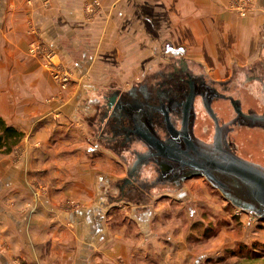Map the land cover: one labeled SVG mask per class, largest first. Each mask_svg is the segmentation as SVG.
I'll return each instance as SVG.
<instances>
[{"label": "crops", "instance_id": "0c3cea01", "mask_svg": "<svg viewBox=\"0 0 264 264\" xmlns=\"http://www.w3.org/2000/svg\"><path fill=\"white\" fill-rule=\"evenodd\" d=\"M96 2L98 5L94 14L88 17L86 6ZM116 2L37 0L33 6H27L24 0H8L6 9L0 13V116L26 134L12 153L0 155V183L6 178L11 179V184L8 180L2 182H8L4 188L12 189L11 195L19 206L24 201L33 202L27 211L21 209L23 214H18L16 221L13 218L10 253L64 254L65 257L69 254H94V263L102 259L107 264H135L134 241H125L118 247L114 243V239L118 241V238H111L109 243L115 246H109V251H106L107 247L105 251L100 250L99 241L108 242L107 239H99L104 236L99 233L103 229L108 237L111 228L109 221L102 228L99 213L111 206L103 208L107 203L102 204V200L95 198L94 182L79 178L85 170L91 171L89 176H95L101 170L99 155L102 148L95 151L94 143L88 142V131L83 126H77L75 117V121L67 119L66 122L70 133L65 135L64 128L59 129L56 141L50 140V121L43 124L30 122V119L52 109L45 100L55 92H66V100L70 97L74 99L78 94L76 101L73 100L75 103L82 97L87 100L97 96L103 81L116 77L127 80L139 71L138 75L144 74L142 69L132 65L131 56H117L123 54L124 47L118 45L117 37L112 35L115 27L112 18L118 15ZM176 29L180 34H187L180 37L185 48L184 57L201 65L215 80L230 78L235 69H247L264 59V0H259L254 10L243 17L229 11L227 0H176ZM33 43H41L56 51L60 62L75 77V83L70 88L61 90L54 82L45 59L30 52ZM106 84L103 85L108 87L106 92L116 86ZM67 105L63 113L68 117L72 109H69V103ZM69 137L77 143L85 140L86 144L81 146L92 145L87 148V154H76L73 158L68 156V143L72 144L68 141ZM101 152L107 156L110 171H115L117 162L114 154L111 151ZM74 172L77 179L73 178L69 183L70 174ZM113 175L118 174L109 172L108 176ZM38 181L48 189L46 196L37 194L41 185L36 188L34 185ZM54 190L60 192H56L55 197L52 194ZM68 191L84 203L83 208L71 214L60 209V201ZM152 198L151 202L148 200L131 208L134 222L153 227L159 213L166 210L165 200L155 202V197ZM90 199L94 204L93 212L88 208L92 205ZM113 207L110 211H115ZM72 226L76 227V231ZM89 235L92 239L88 238ZM157 238L158 235H154L150 237L151 242L139 240L141 249L136 248L137 251L141 250L147 258L146 250L149 251L150 244L159 245ZM26 242L31 245L29 249ZM162 258L168 259V254Z\"/></svg>", "mask_w": 264, "mask_h": 264}, {"label": "rangeland", "instance_id": "374dc122", "mask_svg": "<svg viewBox=\"0 0 264 264\" xmlns=\"http://www.w3.org/2000/svg\"><path fill=\"white\" fill-rule=\"evenodd\" d=\"M258 1L227 0V8L229 11H235L243 17L249 11L254 10ZM36 2L37 0H24L27 6H33ZM7 4L8 0H0V13L6 9ZM114 4L118 10V15L112 18L115 26L112 35L117 37V44L124 47L123 54H116L117 56H131L132 65L135 68L142 69L143 73L148 68L163 63L177 53L180 55L177 54L176 56H184L185 48L183 42L180 41V37L187 34H180L176 29V0H117ZM95 7V3L86 6L85 12L88 17L94 14ZM128 10L130 11L128 12ZM242 11H245L244 15H242ZM113 68L114 66H112ZM138 73L128 78L129 80L116 77L111 81H103V85L105 83H107V86L108 84H115L126 90V88L142 79V76ZM74 78L73 75L66 89L75 83ZM54 82L59 86L58 82ZM103 85L100 93L94 98L88 97L86 100L85 97H82L80 101L75 103L73 100L76 101L75 98L78 94L75 95L74 99L70 97L66 100L64 98L66 92H55L45 100L46 104L51 105L52 109L35 119H30V122L37 121L39 124L50 121L52 125L50 140L56 141L59 129L64 128L65 135L70 133L66 122L67 119L75 121L73 118L75 117L78 123L77 126L79 128L83 126L85 131H88V142L90 144L94 143L95 151L98 152V148H102L101 151H111L114 154L117 162L115 171H110L111 165L107 161V156L100 151L101 170L95 176H89L91 171L85 170V174L81 173L82 176L79 177L84 178L86 182H94L92 186L97 191L95 198L98 201L102 200V204L107 203L106 206L102 205L103 208L114 206L115 211H110V208L107 211L102 209L99 213L102 216V219L100 216L98 218L102 228L107 221H109V227L111 228L108 237L101 229L99 234L101 236L104 234L105 237L102 236L99 239H103V241L107 239L108 243L99 241L100 250L105 251V247H107L106 251H109V246H115L114 243L120 247L125 241H134L135 264H264V220L256 214L245 212L233 206L204 176L196 175L186 179L182 187L176 192L161 188L159 191H148L149 194L145 195L146 193H144L145 196L142 197H138L129 191L126 192L125 198L122 197L123 195L121 196L119 183L122 177L127 175L124 159L118 150L114 149V143L101 138V134L103 135L101 129L105 128V123L98 127L96 122L98 107L104 103V95L108 94L105 91L108 87ZM68 103L70 104L69 109L72 110L67 117L63 112L66 110ZM23 134V138L26 137L24 132ZM62 137L64 136L62 135ZM235 137L237 139L235 148L241 155L255 160L264 159V132L256 129H245ZM68 141L72 143H68L69 147H67V150H69L67 155L69 153L68 156L71 158L76 154L83 155L87 152V148L92 146L88 144L81 146V144H86L85 140L77 143L69 137ZM10 153H0V155L5 156ZM91 160L89 159V161ZM70 162L72 163V161ZM81 165L80 163L79 167ZM109 172L118 175L108 176ZM70 175L72 177L70 176L68 182L72 183L70 181L73 178L77 179V175L75 172ZM6 180L11 184V179L6 178ZM2 181L0 183V264H107L102 259H98L94 263V254H69L65 257L64 254H48L47 256L46 254L23 255L18 251L10 253L12 247L11 231L15 223L13 218L16 221L18 214H23L21 209L27 211L33 202L24 201L19 206L11 195L12 189L4 188L6 184L8 185V182ZM40 185L37 194L46 196L45 192L48 189L46 190L43 182L38 181L34 186L36 188ZM55 186L53 184L54 189ZM56 192L60 193L54 190L52 194L54 195ZM152 197H155V202L165 200L166 210L159 213L153 227H150V224L140 225L134 222L131 208L143 205L148 199L153 200ZM150 200L149 202L152 201ZM89 201L92 205L88 208L90 212H93L94 204L91 199ZM95 202L97 201L95 200ZM60 204L62 211L71 214L83 208L84 203L70 191L66 196L64 195V199L60 201ZM72 229L76 231V227L72 226ZM154 235H158L156 241L159 242V245L154 246L155 244L151 243L149 251L146 250L148 257L144 258V253L136 249H141L139 240L151 242L150 237ZM116 237L118 241L114 239L115 242L110 244L109 240ZM88 238L92 239V235H89ZM25 245L27 249L31 247L29 242H26ZM89 249L93 250L95 248L90 247ZM6 251L9 254H5ZM166 253L168 259L163 260L162 256ZM174 255L175 258H172Z\"/></svg>", "mask_w": 264, "mask_h": 264}, {"label": "flooded vegetation", "instance_id": "af4514ba", "mask_svg": "<svg viewBox=\"0 0 264 264\" xmlns=\"http://www.w3.org/2000/svg\"><path fill=\"white\" fill-rule=\"evenodd\" d=\"M177 54L148 68L131 88L112 87L98 107L101 138L115 144L126 165L119 183L124 198L127 191L138 197L161 188L176 192L199 170L191 156H203L216 141L264 165L235 148L243 130L264 132V59L215 80Z\"/></svg>", "mask_w": 264, "mask_h": 264}, {"label": "water", "instance_id": "95a60500", "mask_svg": "<svg viewBox=\"0 0 264 264\" xmlns=\"http://www.w3.org/2000/svg\"><path fill=\"white\" fill-rule=\"evenodd\" d=\"M192 160L202 174L231 204L264 220V165L236 155L226 142L206 145L204 155Z\"/></svg>", "mask_w": 264, "mask_h": 264}, {"label": "built area", "instance_id": "2783aa9c", "mask_svg": "<svg viewBox=\"0 0 264 264\" xmlns=\"http://www.w3.org/2000/svg\"><path fill=\"white\" fill-rule=\"evenodd\" d=\"M96 5H98L97 2L95 3ZM244 12L242 11V15L245 14ZM30 52L34 55H40L45 59V65L48 66L53 79L59 83L62 89H65L72 80V72L60 62L56 51L51 47L33 43L30 47Z\"/></svg>", "mask_w": 264, "mask_h": 264}, {"label": "trees", "instance_id": "16d2710c", "mask_svg": "<svg viewBox=\"0 0 264 264\" xmlns=\"http://www.w3.org/2000/svg\"><path fill=\"white\" fill-rule=\"evenodd\" d=\"M23 135L0 116V153H10L21 142Z\"/></svg>", "mask_w": 264, "mask_h": 264}]
</instances>
